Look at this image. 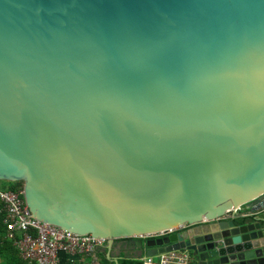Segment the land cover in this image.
Wrapping results in <instances>:
<instances>
[{
  "label": "water",
  "instance_id": "95a60500",
  "mask_svg": "<svg viewBox=\"0 0 264 264\" xmlns=\"http://www.w3.org/2000/svg\"><path fill=\"white\" fill-rule=\"evenodd\" d=\"M0 181L107 252L264 264V0H0Z\"/></svg>",
  "mask_w": 264,
  "mask_h": 264
},
{
  "label": "built area",
  "instance_id": "2783aa9c",
  "mask_svg": "<svg viewBox=\"0 0 264 264\" xmlns=\"http://www.w3.org/2000/svg\"><path fill=\"white\" fill-rule=\"evenodd\" d=\"M3 182V181H0ZM0 186V212L3 215L4 239L10 241L18 257L32 264H59V255L68 258L88 256L94 259V252L102 248L104 240L91 238L90 235L76 236L39 222L32 221L21 196V189L11 191L8 183ZM226 213L224 217H228ZM181 225L140 238L157 239L189 229ZM193 261L189 253L183 250L163 252L156 257H144L141 264H190Z\"/></svg>",
  "mask_w": 264,
  "mask_h": 264
},
{
  "label": "crops",
  "instance_id": "0c3cea01",
  "mask_svg": "<svg viewBox=\"0 0 264 264\" xmlns=\"http://www.w3.org/2000/svg\"><path fill=\"white\" fill-rule=\"evenodd\" d=\"M264 212V211H262ZM240 214L247 215V211L241 210ZM254 218H262V215L255 214ZM227 218V217H224ZM250 220V223H257L255 219H247ZM260 227L262 224L257 223ZM136 238H122L113 240L110 250L107 252L106 246H104L94 252V259H91L88 256H74L72 258H68L65 255H59V264H114L113 260H115V264H118L120 260H141L145 257L144 253H139L138 247H132L131 241ZM256 244L261 248L264 246V238H259L256 241ZM264 255V251L262 252ZM190 264H199L196 260L191 261Z\"/></svg>",
  "mask_w": 264,
  "mask_h": 264
},
{
  "label": "trees",
  "instance_id": "16d2710c",
  "mask_svg": "<svg viewBox=\"0 0 264 264\" xmlns=\"http://www.w3.org/2000/svg\"><path fill=\"white\" fill-rule=\"evenodd\" d=\"M8 189L11 191H17L21 189V183H8ZM3 215L0 212V264H32L22 261L10 241L5 240V228L2 224ZM263 225L262 222H259ZM118 264H141L139 260H120Z\"/></svg>",
  "mask_w": 264,
  "mask_h": 264
},
{
  "label": "rangeland",
  "instance_id": "374dc122",
  "mask_svg": "<svg viewBox=\"0 0 264 264\" xmlns=\"http://www.w3.org/2000/svg\"><path fill=\"white\" fill-rule=\"evenodd\" d=\"M5 182H0V186H3ZM7 184V183H6ZM149 240L148 238H136L133 241H131V245L132 247H138L139 249V253H143V248H144V244L145 242Z\"/></svg>",
  "mask_w": 264,
  "mask_h": 264
}]
</instances>
